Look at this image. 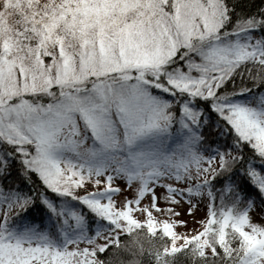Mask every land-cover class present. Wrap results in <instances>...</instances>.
<instances>
[{
    "label": "snow or ice",
    "instance_id": "obj_1",
    "mask_svg": "<svg viewBox=\"0 0 264 264\" xmlns=\"http://www.w3.org/2000/svg\"><path fill=\"white\" fill-rule=\"evenodd\" d=\"M257 202L264 0H0V264H264Z\"/></svg>",
    "mask_w": 264,
    "mask_h": 264
},
{
    "label": "rangeland",
    "instance_id": "obj_2",
    "mask_svg": "<svg viewBox=\"0 0 264 264\" xmlns=\"http://www.w3.org/2000/svg\"><path fill=\"white\" fill-rule=\"evenodd\" d=\"M116 183L119 184L121 187L124 186V181L122 180H117ZM162 191H163L162 189H157L158 194ZM127 194L131 195V190H129ZM119 199L120 197L118 196L117 200ZM178 207L181 213L180 217L178 218L186 219L188 220L189 223H188L187 229L177 227V231H187L188 229L199 228V224L196 223V221L201 219L204 215L203 204H200L198 207L194 208L192 215H189L187 213L186 209L189 207V205H187L186 203H181ZM250 217L253 222L264 224V211L258 204H256V206L250 211Z\"/></svg>",
    "mask_w": 264,
    "mask_h": 264
},
{
    "label": "trees",
    "instance_id": "obj_3",
    "mask_svg": "<svg viewBox=\"0 0 264 264\" xmlns=\"http://www.w3.org/2000/svg\"><path fill=\"white\" fill-rule=\"evenodd\" d=\"M242 2H246V0H242ZM256 2H258V0H256ZM257 204L260 205L259 202H257ZM260 206L262 207V210L264 211V205H260ZM121 239L123 241H125V242H128L130 240V237H128V236H122ZM127 258L128 257L125 256V259H127ZM145 264H147V260L146 259H145Z\"/></svg>",
    "mask_w": 264,
    "mask_h": 264
}]
</instances>
